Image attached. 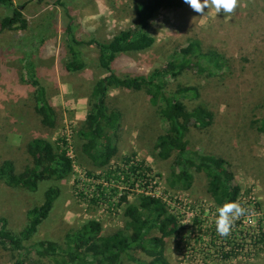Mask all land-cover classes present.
<instances>
[{
  "label": "rangeland",
  "instance_id": "rangeland-1",
  "mask_svg": "<svg viewBox=\"0 0 264 264\" xmlns=\"http://www.w3.org/2000/svg\"><path fill=\"white\" fill-rule=\"evenodd\" d=\"M137 1L63 0L69 13L66 16L56 0H14L15 4L23 5L29 26L0 33V162L11 159L16 171L22 172L30 163L26 150L29 140L35 136L53 142L65 139L64 147L73 159V172L58 181H40L35 191L10 187L0 181V218H6L13 231L25 226L27 210L43 201L50 185H57L60 194L32 240L61 241L66 232L90 218L99 219L105 233L124 228L129 219L127 206L136 202L142 184L137 181L135 188L125 192L126 184L117 177L118 172L113 174L116 184H105L100 196L102 191L99 189L97 193L96 182L87 176L107 177L109 171L124 166L123 161L129 155L151 168L149 187H155L157 193H179L192 204L207 201L213 206L203 172L192 170L193 181L187 189L179 184L171 186V173L178 169L175 155L166 160L152 157L156 138L165 123L143 91L109 90V106L118 109L121 118L114 137L118 152L107 167L94 165L81 150L79 129L89 109L91 88L104 71L98 66L97 53L92 48L85 52L84 69L75 72L64 69L67 53L63 24L71 20L80 38L106 40L134 24ZM204 11L205 15L200 16L187 4L182 8L160 9L150 22L154 45L144 51L118 55L113 68L120 75L148 74L191 40L199 41L203 50H215L220 55V67L212 64L213 75L193 66L182 77L183 82L199 87L201 94L196 102L205 104L214 116L208 128L191 127L187 134L189 146L221 155L228 161L242 195L250 191L259 205L247 217L251 223L255 222L254 229L259 226L264 231V222L258 216L260 210L264 211V135L253 124L264 116V0H238L231 14H216L211 7ZM10 12L0 8V17ZM27 58L34 64L56 111L54 128L43 126L34 111L32 89L24 80ZM80 190L88 194L80 196ZM124 194L127 202L120 201ZM91 197L98 198V202L92 203ZM208 214L212 216L214 209L208 208ZM199 224L190 216L183 226L188 243ZM252 249L250 257L227 258L210 264H263L264 246L256 242ZM165 253L170 264H182L175 235L167 237ZM135 255L147 259L141 251ZM9 261V253L0 249V264Z\"/></svg>",
  "mask_w": 264,
  "mask_h": 264
},
{
  "label": "trees",
  "instance_id": "trees-1",
  "mask_svg": "<svg viewBox=\"0 0 264 264\" xmlns=\"http://www.w3.org/2000/svg\"><path fill=\"white\" fill-rule=\"evenodd\" d=\"M56 2L66 12L63 0ZM185 5L183 0H139L134 4V24L106 40L80 38L71 20L64 23L67 53L64 69L68 72L84 69L87 66L85 52L92 48L97 53L98 66L104 71L91 88L89 109L79 129L83 140L81 150L94 165L107 167L118 152L114 137L120 127L121 113L109 106V90L143 91L165 123L164 130L156 138L152 157L166 160L175 155L178 169L172 171L170 185L179 184L187 189L192 184L193 171L203 172L207 192L221 205L237 201L241 187L235 182L234 172L224 157L190 148L187 134L191 127L208 128L214 122V116L205 104L196 102L201 94L199 87L182 81L184 73L193 66L208 76L213 75L212 64L220 67V55L215 50H203L199 41L191 40L175 51L165 64L148 74L120 75L113 68L118 55L144 51L154 45L150 22L160 9ZM0 8L11 10L10 14L0 17V33L28 28L23 5L15 4L14 0H0ZM30 60L27 58L24 63V80L32 89L34 111L43 126L54 128L56 111ZM253 124L264 135V116ZM66 142L65 139L53 142L44 137H33L26 149L30 163L22 172H17L11 159L3 160L0 162V181L10 187L35 191L40 181L67 178L73 172V159L64 147ZM133 156H126L124 165H130L132 172L141 169L139 175L147 178L151 168L143 161L135 160L136 164H130ZM120 169L118 166L111 173L109 171L107 177ZM59 194L57 185L47 187L43 201L27 210V222L19 231L10 229L7 219L0 218V249L9 253V264H170L165 253L166 239L178 231L179 224L160 197L145 193L139 194L136 202L127 206L129 219L124 228L112 233L104 232L99 219L90 218L66 232L61 241L32 240ZM100 194L102 196L104 192ZM90 201L97 203L98 198L91 197ZM120 201L127 202V194L122 195ZM136 251H141L147 259L136 256Z\"/></svg>",
  "mask_w": 264,
  "mask_h": 264
},
{
  "label": "built area",
  "instance_id": "built-area-1",
  "mask_svg": "<svg viewBox=\"0 0 264 264\" xmlns=\"http://www.w3.org/2000/svg\"><path fill=\"white\" fill-rule=\"evenodd\" d=\"M135 162L133 158L130 164H136ZM129 166L130 165L120 166L122 171L117 170L116 172H112L109 177H105L104 175H89L87 178L96 182L97 193H99V189L102 191L105 184H116V179L113 177V174L119 172L117 177L122 179V184H126L125 188L127 191L125 192H130V190L135 188L134 186L138 181L143 186L139 194L145 193L160 197L179 224L178 231L174 235L177 239L179 259L182 264H210L227 258L250 257V255L253 254L252 246L255 245L256 242L264 246L263 229L259 226L254 229L253 226L255 222L251 223L252 221L247 217V214L249 211L253 210L254 206H259L250 191L244 195L240 192L236 201L246 209L245 214L235 220L228 235L221 236L217 233L215 228L216 209L219 204L215 201L213 206H210L207 201H198L192 204L187 197L179 193L159 194L155 191V187H149V184L152 182L151 173L147 174V178H142L141 175H139L141 169H136L135 172H132L129 170ZM104 178L106 181H104ZM130 178H133V181L130 182ZM99 185L101 188L98 187ZM85 194L88 193L82 190L79 191L80 196H86ZM208 208L214 209V214L212 216H209ZM190 216H193L195 222H200V224L197 226V232L193 233L191 237L192 242L188 243L186 241L188 238L183 232V226L188 222ZM258 216H260L259 219L264 222V211L260 210Z\"/></svg>",
  "mask_w": 264,
  "mask_h": 264
},
{
  "label": "clouds",
  "instance_id": "clouds-1",
  "mask_svg": "<svg viewBox=\"0 0 264 264\" xmlns=\"http://www.w3.org/2000/svg\"><path fill=\"white\" fill-rule=\"evenodd\" d=\"M238 0H183L194 12L205 15V9L213 8L216 14H231L237 6ZM246 209L236 201H228L217 206L215 228L219 235L226 236L229 234L235 220L244 215Z\"/></svg>",
  "mask_w": 264,
  "mask_h": 264
}]
</instances>
